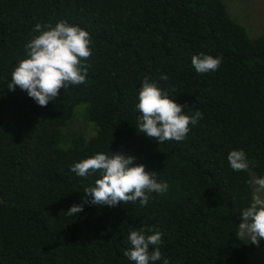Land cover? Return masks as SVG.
<instances>
[{
    "label": "trees",
    "instance_id": "16d2710c",
    "mask_svg": "<svg viewBox=\"0 0 264 264\" xmlns=\"http://www.w3.org/2000/svg\"><path fill=\"white\" fill-rule=\"evenodd\" d=\"M236 16L223 0H0V264H134L123 252L140 228L163 233L171 264L264 256V240L252 243L238 226L252 202L249 182L264 176V34L251 36ZM59 21L89 32V74L42 107L7 85L39 35L35 24ZM199 53L221 56L219 69L198 74ZM145 78L187 114L202 113L185 140L158 144L138 131ZM234 149L244 150L248 170L231 169ZM110 151L135 156L168 192L149 194L147 206L91 204L84 191L99 172L79 177L71 168ZM74 204L84 205L77 216L67 212Z\"/></svg>",
    "mask_w": 264,
    "mask_h": 264
},
{
    "label": "clouds",
    "instance_id": "9594fccd",
    "mask_svg": "<svg viewBox=\"0 0 264 264\" xmlns=\"http://www.w3.org/2000/svg\"><path fill=\"white\" fill-rule=\"evenodd\" d=\"M32 31L39 35H33L25 44V59L14 65L7 87L10 91L19 87L43 107L60 96L61 88L66 90L69 85L87 83L90 67L87 59L93 51L92 38L87 30L67 21H59L54 26L36 23ZM191 63L198 74L215 72L222 63V57L199 53L192 57ZM161 79L167 80L168 77L162 75ZM170 94L149 78L143 80L138 93L136 109L141 115L137 129L158 144L185 140L191 131L190 125L196 126L203 118L199 111L187 114V106L177 103ZM136 159L122 153L111 152L109 155L97 152L75 163L71 171L79 177L99 172L100 178L95 185L84 191L85 196L91 197L93 205L115 206L139 200L141 206H147L149 194L162 195L168 192L169 184L158 181V173L146 171V166L136 163ZM227 160L236 172L246 171L250 166L242 149L230 151ZM249 183L253 186L252 202L240 213L238 226L240 235L250 237L252 243H259L264 240V176L253 177ZM83 208V204H74L67 212L77 216ZM162 236L158 229L147 235L143 228L132 230L127 238L130 247L124 250L123 255L134 264H156L158 261L171 264L160 251Z\"/></svg>",
    "mask_w": 264,
    "mask_h": 264
},
{
    "label": "rangeland",
    "instance_id": "374dc122",
    "mask_svg": "<svg viewBox=\"0 0 264 264\" xmlns=\"http://www.w3.org/2000/svg\"><path fill=\"white\" fill-rule=\"evenodd\" d=\"M226 10L231 17L236 16L233 10H236L240 23L247 30L248 26L251 27V32H247L252 35L264 34V0H223ZM236 8V9H235ZM247 27V28H246ZM254 194V193H253ZM240 235V231H239ZM242 236V235H240ZM244 238L248 236H242ZM259 253L251 251L250 263L251 264H263L264 256L261 249H257Z\"/></svg>",
    "mask_w": 264,
    "mask_h": 264
}]
</instances>
